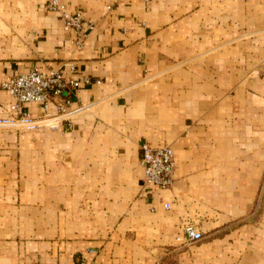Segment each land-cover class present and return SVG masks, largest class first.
I'll list each match as a JSON object with an SVG mask.
<instances>
[{"label": "crops", "instance_id": "1", "mask_svg": "<svg viewBox=\"0 0 264 264\" xmlns=\"http://www.w3.org/2000/svg\"><path fill=\"white\" fill-rule=\"evenodd\" d=\"M47 1L0 0V84L91 83L56 129H0V264H264V0H60L96 24L79 51ZM142 143L173 150L170 189Z\"/></svg>", "mask_w": 264, "mask_h": 264}, {"label": "built area", "instance_id": "2", "mask_svg": "<svg viewBox=\"0 0 264 264\" xmlns=\"http://www.w3.org/2000/svg\"><path fill=\"white\" fill-rule=\"evenodd\" d=\"M46 9L60 16L62 30L68 37V43L75 50H81L87 36L95 29V22L85 19L79 10H68L60 0H48ZM69 68L73 73L74 67L69 65ZM90 83L89 78L66 79L60 71H44L38 67L12 77L0 84V90L6 91L12 97L14 102L10 105V110L17 115L0 118V129L27 131L45 127L56 129L61 118L68 120L86 108V106L71 108L70 97L74 90ZM32 103L42 106L41 115L34 117L28 113H20L24 105ZM51 107L54 108V114H50ZM140 165L145 184L158 189H170L173 186L176 164L171 147H152L148 143H142ZM164 208L168 209L169 205L165 204ZM182 239L188 243H196L203 239V235L193 226L186 225L182 229Z\"/></svg>", "mask_w": 264, "mask_h": 264}]
</instances>
